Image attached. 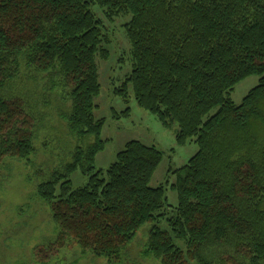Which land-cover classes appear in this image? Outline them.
Listing matches in <instances>:
<instances>
[{"label":"trees","instance_id":"1","mask_svg":"<svg viewBox=\"0 0 264 264\" xmlns=\"http://www.w3.org/2000/svg\"><path fill=\"white\" fill-rule=\"evenodd\" d=\"M97 7L110 22L129 18L132 69L113 93L125 100L131 85L138 107L164 128L176 125L177 146H197L169 171L173 182L149 186L163 152L139 141L126 142L106 169L95 166L107 144L105 120L93 115L96 61L109 59L111 43ZM20 58L37 73H60L71 101L63 121L78 140L93 138L36 189L58 227L36 249L39 263L78 247L119 264L150 225L144 252L160 264H264V0H0V166L34 152L27 101L5 95ZM250 76L259 82L236 106L229 96ZM74 172L82 186L73 187ZM211 250L220 254L207 259Z\"/></svg>","mask_w":264,"mask_h":264},{"label":"rangeland","instance_id":"2","mask_svg":"<svg viewBox=\"0 0 264 264\" xmlns=\"http://www.w3.org/2000/svg\"><path fill=\"white\" fill-rule=\"evenodd\" d=\"M110 34V57L98 64L100 93L94 100L93 115L104 119L101 140L107 142L103 152L95 159L97 169H106L115 161L117 152L126 142L139 141L163 152L161 164L153 173L149 186L156 188L165 180L173 182L170 170L183 167L198 151L196 144L188 143L179 147L175 143L178 128L172 124L169 129L161 126L157 117L144 111L134 101L131 85L127 98L115 95L114 89L121 87L124 78L132 69L130 45L122 25L129 18L106 20L97 7L93 9ZM20 71L15 81L5 89V95H16L27 101V107L34 118V152L28 162L6 159L0 166V264H41L35 251L45 248L56 239L58 227L52 220L49 208L37 195V187L51 180L53 174L62 173L71 161V153L77 146L92 144L93 138L78 140L69 132L62 115L68 114L71 101L68 89L63 87V79L57 71L50 75L37 73L25 65L20 58ZM259 82V77L250 76L233 88L229 98L238 106L250 89ZM128 109V113L125 111ZM215 111H212V115ZM125 113V114H124ZM83 147V148H84ZM73 187L82 186L86 179L79 173L69 176ZM167 203L174 208L177 204L175 192L166 191ZM144 225L138 230L130 245L121 252L119 264H160L152 256L145 254L148 229ZM217 256L218 251L207 252ZM47 264H110L104 257L81 254L78 247L64 249Z\"/></svg>","mask_w":264,"mask_h":264}]
</instances>
